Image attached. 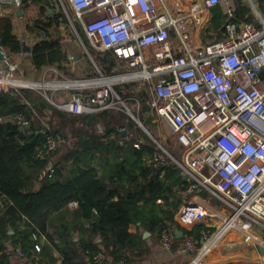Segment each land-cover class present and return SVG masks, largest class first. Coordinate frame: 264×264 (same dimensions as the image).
Instances as JSON below:
<instances>
[{
  "label": "built area",
  "instance_id": "obj_1",
  "mask_svg": "<svg viewBox=\"0 0 264 264\" xmlns=\"http://www.w3.org/2000/svg\"><path fill=\"white\" fill-rule=\"evenodd\" d=\"M247 1L254 11L252 22L236 19V0H201L186 7L177 3L175 10L165 0H56L76 45L93 65L75 22L90 48L112 51L127 70L104 76L94 67L98 76L84 79L87 81L45 84L16 79V63L5 59V67L0 66V91L12 89L21 94L23 89H34L49 101L45 91L50 87L71 91L69 100L57 107L72 114L102 111L116 103L127 110L155 144L148 164L154 167L170 159L186 184L174 222L182 229L179 251L186 254L197 249L188 264H203L202 257L216 248L249 264H264V0ZM218 5L224 15L223 38L197 44L198 32L208 29L204 12ZM31 7L30 0H0V16L21 8L23 26L24 20L32 18L25 14ZM68 60L73 56L68 55ZM126 82L143 91L148 112L154 115L152 121L158 124L160 120L169 127L170 137L180 149L178 155H170L129 113L113 88ZM91 88L93 93L84 102L82 91ZM141 101L136 100L137 110ZM17 121L20 129L29 125L20 116ZM40 133L44 146L39 156L64 142L53 133L48 119L42 120ZM48 172L52 173L51 166ZM207 199L215 200L223 212L211 209ZM201 224L209 228L201 232L197 246L190 231ZM174 240L173 227L161 230L162 250L170 251ZM94 263L106 264L100 254ZM26 264H36V259Z\"/></svg>",
  "mask_w": 264,
  "mask_h": 264
},
{
  "label": "trees",
  "instance_id": "obj_2",
  "mask_svg": "<svg viewBox=\"0 0 264 264\" xmlns=\"http://www.w3.org/2000/svg\"><path fill=\"white\" fill-rule=\"evenodd\" d=\"M30 1L36 9L26 29L37 40L28 52L26 69L36 77L46 68H54L64 77L72 76L67 50L60 41L61 28L68 29L64 14L56 0ZM238 11V18L250 20L245 18L244 9ZM11 18L0 16V41L8 56L18 57L24 52ZM223 21L220 8H212L206 32L214 35L205 34L207 42L223 38ZM74 25L94 63L85 59L79 79L97 77L94 67L104 76L127 70L125 62L112 51L90 48L79 24ZM113 88L133 114L136 100H142L139 120L155 138L154 115L148 112L143 91L129 82ZM70 94H53L48 101L34 89H23L21 94L12 89L0 91V252L55 251L62 257L60 264H74L76 259L95 264L98 254L106 264H140L153 245L160 244L161 230L175 225L173 216L183 203L186 184L170 159L154 167L148 164L155 144L121 104L72 114L57 107L67 102ZM54 96H60L61 102ZM19 116L29 121L25 129H20ZM44 119L64 142L53 152L39 156L44 146L40 133ZM49 166L52 173L48 172ZM71 203L76 206L70 207ZM203 230L204 226L195 225L190 232L197 246ZM142 231L149 237L143 238ZM179 241L174 240L176 244ZM23 255L27 257L29 253ZM36 264L56 263L36 259Z\"/></svg>",
  "mask_w": 264,
  "mask_h": 264
},
{
  "label": "crops",
  "instance_id": "obj_3",
  "mask_svg": "<svg viewBox=\"0 0 264 264\" xmlns=\"http://www.w3.org/2000/svg\"><path fill=\"white\" fill-rule=\"evenodd\" d=\"M200 1L201 0H175L176 3H178V4H180L181 6H184V7H186L189 4H193V3H197V2L200 3ZM242 6H244V5L240 2V0H236V8H237V10H236V18L240 22H246L247 20H245L244 17L239 16V18H238V13H239L238 9L239 8L241 9ZM218 7L222 11V6L218 5ZM204 14L207 15V16H205V19L208 20L207 24L209 26V20L211 18V10L209 12H204ZM7 15H9V17H12L11 18L12 19L11 22H12V25H13V31L15 29V27H14L15 24L18 25L20 27V29H21V24H20L21 20L19 19V16H17L16 13L7 14ZM244 16H245V18H249L250 19L247 22H252V16L251 15L246 13V14H244ZM24 26L26 28V24ZM207 30H209V29H207ZM209 32H212V31H209ZM198 33H200V40L197 41V44H201L202 45V44L207 43L208 37L204 36L205 34L208 35L207 32L206 31H202V32L200 31ZM195 34L197 36V33H195ZM212 35H214V32H213ZM208 36H211V35H208ZM31 38H35V36H32ZM20 39H21V44L23 42L26 46H29V48H31L32 44L37 40V39H35L32 44H27L25 37L21 38V36H20ZM61 43H62V41H61ZM63 45L65 46V48L67 50V58H68V55L73 56V54L69 50V47H67L65 44H63ZM22 47H23V45H22ZM29 51H30V49H29ZM2 52L4 53V58H3V60L0 61V66L5 67V64H4V60L5 59L8 60L10 63H16L17 64V69L15 71L14 77L16 79H18V80H22L24 82H36V83H45L46 84V83L57 81V80H59V78L62 77V75L59 74L54 68H46V69H43L42 72L40 73V75L38 74L37 77H36V74L34 72H32V74H34V78L36 79L35 81L34 80H31V81L30 80H25L27 78L23 79L24 77L23 78H19L20 67H19L18 61H19V59L21 57L22 58V59H20L21 62H24V63H26V65H28V59H27L28 58V52L24 51V49H23L24 53L22 54V56L10 57V56H8L6 54L3 46H2ZM85 59H86L85 57H84V59H81L80 56H75V57L73 56V60L72 61L69 60V62H70L69 65H71L72 69L78 68L79 66L83 67V66H85V62H84ZM82 60H84V61L81 62ZM25 70L27 71L26 68H25ZM72 73H73V71H72ZM80 80H82V79H80ZM47 91L49 92V97H51L54 92H56V95H59L60 93H65L62 90L55 91V90L47 89L45 91V94H47ZM86 91H88V92L84 93V91H82L84 93V99H83L84 102H85L87 96L89 94L93 93V88L87 89ZM57 97L59 98V100L61 102L62 98L60 96H57ZM62 104H64V103H60L59 105H62ZM123 109H124V107H123ZM152 119H154V116H153ZM98 132H102V128L101 127H98ZM125 133L126 132H124L123 134H125ZM138 147H136V148H138ZM166 151L170 155L174 156L168 150H166ZM206 202L210 206L211 209H213V210H215V211H217L219 213L223 212L222 207L215 200L207 199ZM173 221H174V216H173ZM210 222H215V221L214 220H210ZM208 225H211V223H209ZM202 226H204L205 230H207V227L209 228V226H207L206 224H204ZM173 228L175 229V239H180V241L177 244L175 242L173 244V248L175 247L176 250L174 249L175 251H172V250L164 251V250H162L160 245H153L149 255L140 264H187L190 261V259L193 258L195 251L191 252V253H186V254H183V253H181L179 251V248H180L181 243H182V236L180 238H178L176 236V232L180 231L182 233V229L176 223L173 226ZM130 230L132 232H134L135 228L131 227ZM205 230H203V231H205ZM145 232L142 231L143 238H148L150 234L147 232L149 235L144 236ZM148 244H151V241H148ZM18 251H20V250H17V251H1L0 252V261H9L12 264H24V263L26 264V262L28 260H30V259H43V260H46V261L55 262L56 264H60L62 262L61 255L58 254L55 251H42V250L20 251V252L27 253V254L29 253V256H27V257L16 256L15 253L18 252ZM224 251H227V250L223 249V248H219L217 250H213L211 253L203 256L201 261H202L203 264H209V263L211 264V262H216V261H218L220 256L225 254ZM175 255H176V258H171V256H175ZM189 255H191L190 259L188 257ZM217 256H219V258H217ZM173 259H175L174 263H172ZM215 259H217V260H215ZM74 264H89V263H85V262H83L81 260H77L76 259L74 261Z\"/></svg>",
  "mask_w": 264,
  "mask_h": 264
},
{
  "label": "rangeland",
  "instance_id": "obj_4",
  "mask_svg": "<svg viewBox=\"0 0 264 264\" xmlns=\"http://www.w3.org/2000/svg\"><path fill=\"white\" fill-rule=\"evenodd\" d=\"M240 2L242 3V4H244V6H242L241 7V9H244L245 11H246V13H248L249 15H251L252 16V18L254 17V11H253V9H252V7H251V5L249 4V2L247 1V0H240ZM165 3H166V5L169 7V8H171V9H173V10H175L176 8H177V3L175 2V0H165ZM68 8H69V6H68ZM35 6L32 4V7H31V9L28 11V12H26L25 14H26V16L28 17V18H31V17H33L34 15H35ZM11 14V13H10ZM26 23H28V20H24L23 21V26H21V29H20V27L18 26V25H16L15 24V29H14V32L20 37L21 36V38L22 37H25V39H26V42H27V44H32L33 42H34V40L36 39V38H31L32 36H34V34H32V33H30L26 28H25V24ZM60 41H62V43L63 44H65L67 47H69V50H70V52L73 54V56L75 57V56H80L81 57V59H84V57L86 58V59H90L85 53H84V51H83V49L79 46H77L76 45V43H75V40L73 39V36L70 34V32H69V26H68V29H66V28H61V30H60ZM32 35V36H31ZM20 59H22L21 57H20ZM19 59V61H18V63H19V67H20V72H19V78H23V79H25V78H27V79H25V80H36L35 78H34V74H32V72L31 71H29V70H27L26 71V74L23 76V72H24V70H25V68H26V63H23V62H21V60ZM84 60H82L81 62H83ZM85 62V61H84ZM86 63V62H85ZM83 69V67L82 66H79V68H74V69H72V71H73V73H72V76H66V77H64V76H62L61 78H59V80H57L56 82H69V81H71L72 83H73V81H87V80H80L79 78L83 75V73H82V69ZM64 77V78H63ZM52 87H50L49 89H51ZM48 92V91H47ZM65 93H67V92H71V91H64ZM53 94H56V92H54ZM52 94V95H53ZM54 98H56V100H59V98L57 97V96H54ZM51 100V99H50ZM60 101V100H59ZM139 110H140V108H139ZM139 110H137L136 109V112H135V114H133L131 111L129 112L131 115H133L134 117H135V119H137L139 122H141L140 120H139V117H140V111ZM127 114H128V112H127V110L125 111ZM138 113H139V115H138ZM152 123L155 125V127H154V129L152 130L153 132H155V135H156V138L158 139V141H159V143L161 144V146L164 148V149H166V150H169L170 151V153H172L173 155H178V152L180 151V149H179V147L178 146H176L174 143H173V141H172V138L170 137V129H169V127L164 123V122H162V121H160L159 120V122H158V124L156 123V122H153L152 121ZM142 124V123H141ZM158 125V126H157ZM145 129H147L146 127H145ZM148 130V129H147ZM149 131V130H148ZM200 246V245H199ZM172 249V248H171ZM215 250H217V248L215 249ZM196 252H197V249H196V251H195V253H194V256H193V258L195 257V255H196ZM225 252V254L224 255H222V256H220V258H219V256H217V258H219L218 259V261H216V262H211V264H249L247 261H243V260H241V259H239L238 258V256H236V255H234L233 253H231L230 251H224ZM189 257V259H190V257H191V255H189L188 256ZM171 258H176V255L175 256H171ZM193 258H191L190 259V261L193 259ZM174 260L175 259H173L172 260V263H174ZM215 260H217V259H215ZM189 261V262H190ZM188 262V263H189ZM187 263V264H188ZM210 264V263H209Z\"/></svg>",
  "mask_w": 264,
  "mask_h": 264
},
{
  "label": "water",
  "instance_id": "obj_5",
  "mask_svg": "<svg viewBox=\"0 0 264 264\" xmlns=\"http://www.w3.org/2000/svg\"><path fill=\"white\" fill-rule=\"evenodd\" d=\"M21 8H18L17 10H16V14H17V16H21ZM22 45H23V49H24V51H26V52H28L29 51V46H26L23 42H22ZM3 58H4V53L2 52V44H1V41H0V61L1 60H3ZM13 232L12 231H10L9 232V234H12ZM146 235H149L147 232H145L144 233V236H146ZM176 236L178 237V238H180L181 236H182V233L180 232V231H177L176 232ZM260 252L262 253L263 252V250L262 249H260Z\"/></svg>",
  "mask_w": 264,
  "mask_h": 264
},
{
  "label": "bare ground",
  "instance_id": "obj_6",
  "mask_svg": "<svg viewBox=\"0 0 264 264\" xmlns=\"http://www.w3.org/2000/svg\"><path fill=\"white\" fill-rule=\"evenodd\" d=\"M17 254H16V256H19V257H24V255H23V253H21L20 251H18V252H16Z\"/></svg>",
  "mask_w": 264,
  "mask_h": 264
}]
</instances>
